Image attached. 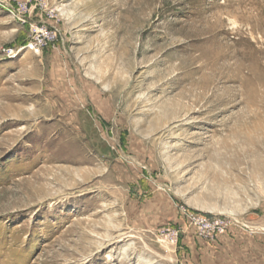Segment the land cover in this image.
<instances>
[{"label": "rangeland", "instance_id": "rangeland-1", "mask_svg": "<svg viewBox=\"0 0 264 264\" xmlns=\"http://www.w3.org/2000/svg\"><path fill=\"white\" fill-rule=\"evenodd\" d=\"M20 2L0 5V264H264V0Z\"/></svg>", "mask_w": 264, "mask_h": 264}, {"label": "built area", "instance_id": "built-area-1", "mask_svg": "<svg viewBox=\"0 0 264 264\" xmlns=\"http://www.w3.org/2000/svg\"><path fill=\"white\" fill-rule=\"evenodd\" d=\"M0 5L10 10L13 14H15L16 12L20 16L22 13L20 10L27 9V4H22L20 0H0ZM186 217L190 225L197 228L200 231V233L206 237L213 236L218 233H222L226 230L228 226L227 223H225L223 220L220 219L213 220L210 217L201 213L188 212L186 213ZM167 232H168V236L172 238L174 242L178 240L180 235V229L168 228Z\"/></svg>", "mask_w": 264, "mask_h": 264}]
</instances>
